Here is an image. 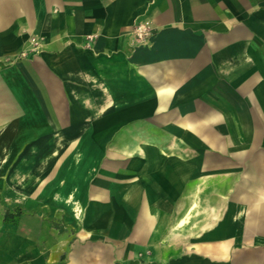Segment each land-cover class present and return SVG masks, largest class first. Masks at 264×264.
I'll use <instances>...</instances> for the list:
<instances>
[{"label": "crops", "instance_id": "obj_1", "mask_svg": "<svg viewBox=\"0 0 264 264\" xmlns=\"http://www.w3.org/2000/svg\"><path fill=\"white\" fill-rule=\"evenodd\" d=\"M0 264H264V0H0Z\"/></svg>", "mask_w": 264, "mask_h": 264}, {"label": "built area", "instance_id": "obj_2", "mask_svg": "<svg viewBox=\"0 0 264 264\" xmlns=\"http://www.w3.org/2000/svg\"><path fill=\"white\" fill-rule=\"evenodd\" d=\"M137 36L139 38L146 37L147 36V32L145 31V28H142L141 26H138Z\"/></svg>", "mask_w": 264, "mask_h": 264}, {"label": "rangeland", "instance_id": "obj_3", "mask_svg": "<svg viewBox=\"0 0 264 264\" xmlns=\"http://www.w3.org/2000/svg\"><path fill=\"white\" fill-rule=\"evenodd\" d=\"M18 214V212H16V215ZM12 215V214H11ZM5 219L9 220V219H14V218H10L8 212L5 213Z\"/></svg>", "mask_w": 264, "mask_h": 264}]
</instances>
